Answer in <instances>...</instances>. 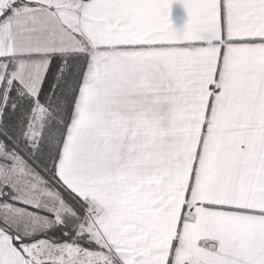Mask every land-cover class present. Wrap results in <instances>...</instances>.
I'll return each mask as SVG.
<instances>
[{
	"label": "snow or ice",
	"instance_id": "1",
	"mask_svg": "<svg viewBox=\"0 0 264 264\" xmlns=\"http://www.w3.org/2000/svg\"><path fill=\"white\" fill-rule=\"evenodd\" d=\"M0 264H264V0H0Z\"/></svg>",
	"mask_w": 264,
	"mask_h": 264
},
{
	"label": "crops",
	"instance_id": "2",
	"mask_svg": "<svg viewBox=\"0 0 264 264\" xmlns=\"http://www.w3.org/2000/svg\"><path fill=\"white\" fill-rule=\"evenodd\" d=\"M187 16L180 4H174L171 11V20L173 26L177 29L182 28L184 22L186 21Z\"/></svg>",
	"mask_w": 264,
	"mask_h": 264
}]
</instances>
